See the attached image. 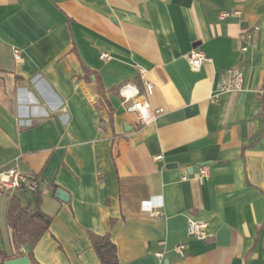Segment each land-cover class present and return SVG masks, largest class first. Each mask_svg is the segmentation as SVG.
<instances>
[{
	"label": "crops",
	"instance_id": "0c3cea01",
	"mask_svg": "<svg viewBox=\"0 0 264 264\" xmlns=\"http://www.w3.org/2000/svg\"><path fill=\"white\" fill-rule=\"evenodd\" d=\"M194 48L208 57L199 70ZM235 67L242 91L213 100ZM126 83L163 109L154 121L127 110ZM12 167L38 177L53 216L40 264H101L89 232L110 235L119 264H161L160 251L162 264H264V0H0V170ZM11 196L34 204L30 189H0L8 254ZM189 218L207 221L205 239Z\"/></svg>",
	"mask_w": 264,
	"mask_h": 264
},
{
	"label": "built area",
	"instance_id": "2783aa9c",
	"mask_svg": "<svg viewBox=\"0 0 264 264\" xmlns=\"http://www.w3.org/2000/svg\"><path fill=\"white\" fill-rule=\"evenodd\" d=\"M234 14H240V12L235 11ZM258 28L259 27H255V30ZM241 37L246 41V43L241 47V50L246 52L249 49V41L252 38V33L251 31H245L242 33ZM13 52L16 60L19 61L21 58V50L17 47H14ZM187 57L193 70H199L208 61V57L204 51L197 48L192 49L188 53ZM101 58L107 60L110 59V56L107 53H102ZM141 73L144 75L145 70L141 69ZM144 84L146 94L152 95L154 92L153 83L145 80ZM243 84L244 77L239 67L227 70L224 73L222 79L217 84L216 94L214 95L213 100H217L218 95L222 93H237L242 91ZM120 93L127 110L138 113L141 124H148L154 121L163 112V109L160 108L153 109L149 102L141 97L139 90L129 83L123 84L120 87ZM155 158L157 160H161L163 157L162 155H157ZM199 175L202 179L208 177L209 171L207 166L204 165L199 168ZM22 188H27L35 192L41 190V185L39 181L35 179V177H28L16 167L0 170V189L3 192L10 193ZM147 202L148 201L142 202V208L153 217H161L162 213L159 209L161 205H148ZM207 227V221L189 218L187 233L191 237L205 239L207 237ZM186 247V243H180L174 247V251L180 255H183L185 253ZM156 256L159 258V261L162 264L164 252H157Z\"/></svg>",
	"mask_w": 264,
	"mask_h": 264
},
{
	"label": "trees",
	"instance_id": "16d2710c",
	"mask_svg": "<svg viewBox=\"0 0 264 264\" xmlns=\"http://www.w3.org/2000/svg\"><path fill=\"white\" fill-rule=\"evenodd\" d=\"M35 179H38L36 177ZM56 193L57 186L49 185ZM41 192H34V204L23 205L16 196H11L6 207V221L11 230L14 252L8 254L0 245V264L6 260L27 256L32 264H40L33 255V248L50 229L53 216L40 206ZM92 248L96 251L101 264H119L118 247L109 234L88 233ZM28 248L29 251H24Z\"/></svg>",
	"mask_w": 264,
	"mask_h": 264
},
{
	"label": "water",
	"instance_id": "95a60500",
	"mask_svg": "<svg viewBox=\"0 0 264 264\" xmlns=\"http://www.w3.org/2000/svg\"><path fill=\"white\" fill-rule=\"evenodd\" d=\"M205 164H198L194 170H198L199 168L204 166ZM56 196L61 199L62 201L69 200V194L63 189H57ZM4 264H32L29 257L22 256V257H15L9 260H6Z\"/></svg>",
	"mask_w": 264,
	"mask_h": 264
}]
</instances>
